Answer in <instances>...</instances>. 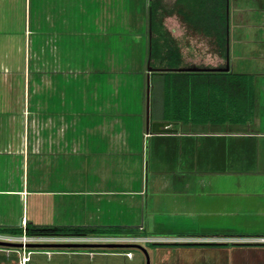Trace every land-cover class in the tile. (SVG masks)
Returning a JSON list of instances; mask_svg holds the SVG:
<instances>
[{"label": "crops", "instance_id": "crops-1", "mask_svg": "<svg viewBox=\"0 0 264 264\" xmlns=\"http://www.w3.org/2000/svg\"><path fill=\"white\" fill-rule=\"evenodd\" d=\"M42 1L46 2L42 11H50L51 15L48 18L44 12H41L40 35H91L93 46L103 48V51L112 50L113 47L106 38L109 40V34L119 31L114 29L115 26L120 25L113 24L111 12L112 2L116 0ZM146 1H140V13L134 14V17L139 19L138 28H142L140 32L142 50H148L151 35L161 48L158 49L161 52L150 58L148 54L146 58L142 56L136 71L130 67L129 59L126 62L129 63L127 68L120 69L119 72L115 71L117 72L115 75L111 69V59L82 58L79 62L81 69H77L75 76L78 77L74 80L79 82L81 79L87 82L91 73L104 72L106 77L102 80L111 85L113 76L119 75L120 79L122 73L134 70L137 72V80L141 82L140 122L126 121L121 116L123 113L118 104L122 98L119 97L118 92L115 94L113 90L112 96L108 93L103 101L95 103L99 93L89 87L86 90H67L63 95L55 90L60 100L59 106L55 109L48 108L49 106L46 105L48 102L45 99L46 102H43L40 98L44 108L41 111L42 117L46 119L50 115L53 116V123L42 122L34 127L32 124L26 125L27 130L32 129L36 133L30 132L29 136L23 139L26 140L23 146H20L18 134L19 138L15 135V126L0 121V153L17 156L18 161L22 160L24 169L21 185L20 180L15 184L12 182L6 167L1 169L8 184L0 185V225L23 226V221L25 223L26 220L38 224L117 223L135 226L136 230L140 231L151 230L155 225L153 223H156L157 214L168 217L163 215L168 213L175 219L203 218L208 221H199L197 224H206L203 229L208 232L184 234L180 230L167 229L164 233L153 235L219 237L218 240L190 241L199 244L174 247L175 250L178 248L173 251L174 257L164 259V262L161 251L155 264H264V241L250 240L254 236H264V15L263 17L260 15L257 19H243L242 14L238 12L233 16L236 20L235 24L244 30L230 39L227 38L230 30L228 31L226 27L225 39L229 44L225 46L219 42L216 30L199 29L174 10L159 14V10H162L159 0L153 18L158 19V26L164 28L165 35L166 33L169 35L171 39L169 46L178 50V56L175 58L174 54L167 55L163 52L168 50L169 46L164 39L160 40V31L158 32L154 25L150 29L149 6ZM258 1L260 0H256V4ZM256 7L264 14V4ZM248 8L252 7L248 6ZM242 9L245 8L236 6L237 11ZM117 14L116 18H119L122 14L121 10ZM99 15H104L105 18L103 28L97 27L98 20H103ZM226 22H228L227 16ZM25 23L28 25L26 29L32 31V19L20 13L18 24L23 26ZM153 28L156 30L153 31ZM209 36H212L213 48H209L205 40ZM57 43L62 44L59 40ZM162 55L167 56L163 61L160 60ZM169 60L174 62L170 64ZM55 61L58 65L59 60ZM164 61L166 63H160ZM226 64L227 70L217 69ZM143 66L146 68L144 69ZM189 67L197 69H187ZM50 70H52L51 76L57 79L60 77L59 68ZM164 71L230 72L231 74L224 76L226 79L213 74L211 78L215 77L218 85L224 90L238 91L236 95L243 98L245 110L248 109L249 115L245 120L237 121L226 118L213 121L193 118L181 120L164 118L157 109L156 117L150 116L149 113L150 120L171 121L170 126L175 128V131L147 130L145 128L146 78L149 75L150 87H153L151 80L160 81L163 76L161 72ZM237 74L244 76L238 77ZM183 78L190 83H198L199 89L204 88L205 95L208 94V87L206 88L204 83L206 79L208 80V75L205 73L187 74ZM122 80L126 79L122 78ZM224 80L229 83H223ZM188 85L192 86V84ZM53 92L42 91L41 96L49 97ZM183 92L186 96L190 94V89L187 90L184 86ZM76 97L84 101L79 105L74 101ZM187 98L189 105L195 99L193 96ZM90 99H93L91 104L94 109L96 108L97 114H101V119L99 118L100 120L95 123L74 121V116L77 117V114L84 110L87 103L91 102ZM193 103H196V99ZM223 103L225 106L229 103L236 105L234 101H230V98H222L220 106ZM4 108L0 106V114L6 112ZM33 109L35 107L33 108L30 103V110ZM66 115L69 117L66 118ZM62 116L66 118V125L63 124ZM17 126L20 129V123ZM69 129L72 130L71 140H66L65 132ZM97 129L106 138L107 145L104 149L87 144V135ZM134 129L140 138L137 144L131 138L134 134L131 130ZM73 132L76 134L74 135ZM17 141L19 145L15 147ZM165 143L170 146L167 148L168 144ZM30 158L35 160L34 163H40L39 166L45 168V174L39 181L30 180L28 171ZM51 164H54V167L50 166ZM1 166L3 164H0V168ZM128 167L137 171L140 167V176L136 175L139 183L137 187L131 186V182L136 178L128 176L129 174L126 173ZM50 168L60 170L59 178L52 177L54 185L49 182L51 173L52 175L54 173ZM64 168H66L65 173ZM122 172H125V176L121 175ZM118 177L123 183L112 186L111 178L116 181ZM148 208L151 210L150 217L144 215V211ZM68 209L73 212L67 216L70 219L55 220L58 219V211L64 213ZM76 212L80 213V218ZM190 222L195 225L194 221ZM196 229L201 231L202 227ZM205 242L225 244H202ZM3 250L7 249H0ZM178 256L181 258H177Z\"/></svg>", "mask_w": 264, "mask_h": 264}, {"label": "rangeland", "instance_id": "rangeland-1", "mask_svg": "<svg viewBox=\"0 0 264 264\" xmlns=\"http://www.w3.org/2000/svg\"><path fill=\"white\" fill-rule=\"evenodd\" d=\"M141 0H116L112 2V21L113 24L117 23L120 26H115V30H119L118 32H113L109 34V41L111 44L112 50L109 51L106 49L103 51V48H97L93 46V38L91 35L81 36V35H40L39 32V17L41 12H44L48 18H50V11L46 12L42 11L43 5H46L45 1L41 0H0V106L5 107L4 113L0 114V121L9 123L12 127L15 126V135L20 139V146L26 143V140L31 132V134L36 133L35 130H27L26 125L36 126L42 122L53 123L54 117L49 116L45 119L42 117L41 111L44 110L43 104L41 105V99L43 102H48L50 109H55L60 104L59 98L56 96L55 90L63 95L67 90H81L87 87L96 90L99 93L98 98L95 100V103L103 101L105 96L109 95L108 93L115 92L119 97L122 98V101H119V108L122 109V117L126 121L130 122H140V112L142 111V103L141 99V82L137 80V72L134 70H138L140 66V60L142 56L147 57L149 54L148 50H142L143 42L142 28H138V17L135 18V13H140L139 10ZM145 2V1H143ZM147 6H151V10L155 11L156 6L158 5L159 0H147ZM264 2L262 0L258 1L256 4V0H161L160 5L162 10H159V14H163V12L176 11L179 16H183L191 25H195L199 29H211L216 30L213 23L219 21L220 19H225V28L227 27L228 31L230 30V34H227V38L235 36V34L239 35L242 33L244 28L235 24L236 20L233 16L237 15L240 12L243 16V19H257L260 15L263 17V12L258 10L256 6L263 5ZM96 6V4H94ZM236 6L243 7L240 11L236 10ZM251 6L252 8H248ZM122 14L119 18H116L118 15L117 12L120 11ZM254 10V11H253ZM103 11V9H102ZM142 11V10H141ZM262 12V13H261ZM24 13L26 17L32 19V31H28L26 29L28 25L25 23L18 24L19 14ZM139 15V14H138ZM100 19L97 22V27H102L104 22V15H99ZM226 16L227 21L226 22ZM223 17V18H222ZM50 23V21H48ZM140 23V22H139ZM223 23V22H222ZM153 25L157 29V31L161 37L160 40L164 39L166 42V35L164 34V28L162 26H158V19L155 20L153 18ZM224 25V23H223ZM103 28V27H102ZM153 28V31L156 30ZM141 35V36H140ZM153 35H155L153 33ZM83 37V38H82ZM159 37V38H160ZM206 38V37H205ZM56 39V40H55ZM59 40L62 44L59 45L57 43ZM206 42H208L209 48H213V39L212 36L207 37ZM55 43V44H54ZM228 41L225 39V46L228 45ZM59 46V47H58ZM148 46L152 49V56L156 53L157 49H161L154 37H152V41L148 42ZM46 47V48H45ZM48 47V48H47ZM46 49H48L46 51ZM165 53V51H163ZM95 58L98 59H111L112 66L111 69L113 74L115 75L119 72L120 69H126L127 64H131L130 67L134 68L133 72L122 73L119 79V75L113 76L111 79V85L107 82L103 81L106 77L104 72L99 73H91L89 81L83 82L79 77V82L74 80L77 69H81L79 66V62L82 58ZM160 60H165L167 56L162 55ZM52 59V60H50ZM130 59L129 63H126L127 60ZM55 60H59L57 62ZM146 60V59H145ZM132 61V62H131ZM151 62V61H150ZM174 60H169L168 63L172 64ZM160 63H166L160 62ZM133 64H135L133 66ZM144 65V64H143ZM144 69L146 66H143ZM52 68H59L61 70L60 77L57 79L50 74L52 72ZM89 68V67H88ZM137 68V69H135ZM117 71V72H115ZM125 78L126 80H122ZM216 80V79H215ZM216 83L214 88L215 95L214 99L216 100L210 108L206 105V95L202 94V97L194 96L196 99V103H193L195 99L190 102L188 98L184 95L185 93L182 91L181 96L175 97L173 96V100L168 106L162 105L161 99V107L159 108L160 114L167 116L169 118L180 117V118H201L202 116L206 118H232L239 117L240 115L243 117L245 113V103L243 98L236 95L235 92L230 97L225 94V90ZM221 84V83H220ZM87 85V86H86ZM201 89H197L195 87L190 88V91L198 94ZM42 91H54L49 97H42ZM113 94H111L112 96ZM226 95V96H225ZM37 96V98H36ZM39 96V97H38ZM206 96V97H205ZM79 97V96H78ZM76 97L74 101L79 105L84 101L82 98ZM212 98V99H213ZM230 98V101H234L236 105L232 104L229 106H225L224 104L220 106L221 99ZM46 101H45V100ZM107 99H109L107 97ZM187 99V100H186ZM66 100V99H65ZM90 103L86 105L83 111L77 114V117L74 116V121L78 123H95L100 120L101 114H97V111L92 106L93 99H90ZM155 98L151 100V87L149 93V113L150 116L153 112L157 111L158 108L155 107ZM219 102V103H218ZM30 103H32L33 108L30 110ZM215 104V105H214ZM45 105V104H44ZM47 107V106H46ZM195 107V108H194ZM194 108V109H193ZM220 110V111H219ZM125 111V112H123ZM216 111V113H215ZM92 112V113H91ZM129 112V114H126ZM224 112V113H223ZM209 114V115H208ZM223 114L225 116H223ZM249 114V112H248ZM142 116V115H141ZM63 117V116H62ZM69 115H66L68 118ZM61 118V116H60ZM66 118L63 117V124L66 125ZM72 118V116H71ZM100 118V119H99ZM70 120V119H69ZM20 123V129L17 126ZM18 127V128H17ZM46 131V130H45ZM133 131L132 139L134 143L139 142L140 138L136 132V129ZM72 130H66L65 139L71 140ZM75 135L76 133L73 132ZM22 139V141H21ZM86 140H88L87 144L90 143V146L95 145L100 149H104L107 145L106 138L101 135L100 130H95L87 135ZM166 145L168 143H165ZM15 144V147H18ZM146 145V140H145ZM138 148L139 146L136 145ZM170 145H167V148ZM146 147V146H145ZM147 152V151H146ZM19 158L17 156H13L12 154L0 153V185L4 186L8 183L5 181V176L3 175L4 171L1 169L6 167L8 172L12 177V182L18 183L20 180V185L23 182V165L22 160L18 161ZM35 160L30 158L28 161V171L29 177L32 182L35 180L39 181L40 177L45 174L44 166H39L40 163H34ZM50 166L54 167V164ZM60 168V167H59ZM59 168L56 169L50 168L53 173L50 175V183L52 185L55 184L54 178H59ZM64 168V173H65ZM126 173L128 176L135 177L131 186L137 187L138 181L136 175L140 176L141 170L140 167L138 171L132 167H128L126 169ZM8 175V176H9ZM119 175V174H118ZM123 176H125V172H122ZM19 176V177H18ZM146 178L145 168H144V179ZM125 179V178H124ZM126 181V179H125ZM49 183V184H50ZM110 183L112 186H119L123 183L120 181V177L116 179L111 178ZM130 183V184H131ZM50 184V185H51ZM145 186V183H144ZM150 196V193L149 195ZM150 198V197H149ZM150 208L144 211V215L150 217ZM198 213V212H197ZM196 216L199 217V213ZM58 216L55 220L62 219H70L67 217L73 212L65 211L64 213L58 211ZM79 217V212H76ZM168 217H164L161 214H157L155 216L156 223L151 230H140L137 231L139 234H158L164 233V230L176 229L180 230L184 234H189L193 232H197L195 234H202L201 232H208V230H204L206 224H197L199 221H208L206 219L200 218L199 220H192V218H177L169 216L168 213H163ZM194 216V217H196ZM40 218V217H39ZM80 218V217H79ZM164 218V219H163ZM169 219H171L169 221ZM39 220V219H37ZM153 221V219H152ZM151 221V222H152ZM190 221H194L193 225ZM118 222V221H117ZM117 224V223H113ZM194 227V228H193ZM201 228V231H197L196 228ZM155 228V229H153ZM163 228V229H161ZM195 229V231H194ZM183 230V231H182ZM168 232V231H166ZM177 234V233H176ZM256 237V236H254ZM143 247L146 248L150 264L156 263V258L159 257L158 253L162 251L161 257L164 259H169V257L173 256V251H176L177 244H159L153 243L149 241L138 242ZM170 243V242H169ZM8 249L0 251V264H145L146 257L144 251L138 246H130V247H106V246H96V247H70V248H53V247H31L33 250L31 252H27V249L20 248L18 251H14L13 247L6 246ZM30 248V247H29ZM47 250V251H46ZM130 250L132 255L130 257L125 255V251ZM23 255L29 256L28 260L23 263L22 257ZM174 257V256H173ZM177 258H181L178 256ZM175 259V258H174ZM160 260V259H159ZM161 261V260H160ZM168 262V261H166Z\"/></svg>", "mask_w": 264, "mask_h": 264}, {"label": "trees", "instance_id": "trees-1", "mask_svg": "<svg viewBox=\"0 0 264 264\" xmlns=\"http://www.w3.org/2000/svg\"><path fill=\"white\" fill-rule=\"evenodd\" d=\"M153 15L154 11L151 10V6L149 8V26L150 29H152L153 25ZM223 18V17H222ZM220 19L217 22H214L213 25L217 31V36L219 39V42L222 45H225V19ZM224 25H223V23ZM149 41H152V36L150 35ZM171 39L169 38V35L166 33V43L168 46L170 45ZM149 47V58L152 57V49ZM161 51L157 49L156 53L154 55H157ZM167 55L174 54L175 58L178 56V50L169 46V49L165 51ZM163 74L162 78L160 81L151 80V84L153 87H151V100L155 98V107L159 108L161 107V99L163 104L162 105H167L172 102L171 97H180L183 91V87L186 86V89L189 90L191 87H189L188 84H192V87H195L199 89L198 83L192 82L190 83L189 80L183 78L184 75L187 74H206L208 75V80L204 82L206 84V88L208 87V94H206V105L210 108V106L216 102V100L213 98L215 95L214 87L215 84L217 83L214 78H211V75H220L221 77L231 74L228 71H164L161 72ZM175 75V76H174ZM236 76L238 77H243L244 75L242 74H237ZM216 79V78H215ZM222 79H226L225 77ZM229 83L228 81H223V83ZM247 85L249 84L246 83ZM246 85V86H247ZM203 86V85H202ZM203 88V87H202ZM205 88V89H206ZM225 94L230 97L233 94L232 89H226ZM238 92V91H237ZM235 91V93H237ZM202 94H205L204 88L198 91V94L193 93L190 91V94H186L187 97L191 96H199L202 97ZM225 95V96H226ZM213 98V99H212ZM219 103V102H218ZM224 104V103H223ZM215 105V104H214ZM231 105L230 103L228 106ZM195 108V107H194ZM193 108V109H194ZM220 111V110H219ZM248 109L245 110V113L243 117L240 115L239 117H232L229 119H234V120H245L246 116L248 114ZM216 113V111H215ZM224 113V112H223ZM155 114H151L152 117H156ZM209 115V114H208ZM223 116H225L223 114ZM162 117L164 118H169L167 116H164L162 114ZM177 119L181 120H187L190 119L188 117L186 118H180V117H174ZM225 118V117H224ZM221 118V119H224ZM243 118V119H242ZM192 119V118H191ZM197 120H202V121H213V120H219L214 118H204L203 116L201 118H197ZM0 233H5V234H21L25 233L27 235H33V234H60V235H136L137 230L135 226H130V225H123V224H71V223H66V224H38L34 223L30 220H26L24 226L21 225H0ZM155 244V242H153ZM163 243V242H161ZM262 243V242H261ZM166 244H177V245H190V244H199V242H172V243H166ZM202 244H225V243H216V242H205ZM27 250H33L32 248H26Z\"/></svg>", "mask_w": 264, "mask_h": 264}, {"label": "built area", "instance_id": "built-area-1", "mask_svg": "<svg viewBox=\"0 0 264 264\" xmlns=\"http://www.w3.org/2000/svg\"><path fill=\"white\" fill-rule=\"evenodd\" d=\"M23 221V226H24ZM219 237H204V236H166V235H60V234H5L0 233L1 240L17 241V242H177V241H205V240H218ZM243 240V239H242ZM253 241H264V236L251 237ZM20 248L26 249L29 247H13L14 251ZM31 248V247H30ZM64 248V247H53ZM69 248V247H66ZM0 249H8L6 246L0 245ZM32 250H27L31 252ZM47 251V250H46ZM126 256L130 257L132 252L127 250L124 252ZM29 256L23 255V263L28 260Z\"/></svg>", "mask_w": 264, "mask_h": 264}, {"label": "water", "instance_id": "water-1", "mask_svg": "<svg viewBox=\"0 0 264 264\" xmlns=\"http://www.w3.org/2000/svg\"><path fill=\"white\" fill-rule=\"evenodd\" d=\"M150 69V68H149ZM187 69H197L195 67H189ZM216 69V68H213ZM219 70H227L228 65L224 67H218ZM149 93H150V82L149 75L146 78V88H145V128L153 132L160 131H175V128L171 127V121L167 120H150L149 116ZM20 224V223H19ZM0 245L10 246V247H96V246H106V247H130L138 246L140 247L146 257V263L150 264L149 255L145 247L139 243L134 242H17V241H8L1 240Z\"/></svg>", "mask_w": 264, "mask_h": 264}, {"label": "flooded vegetation", "instance_id": "flooded-vegetation-1", "mask_svg": "<svg viewBox=\"0 0 264 264\" xmlns=\"http://www.w3.org/2000/svg\"><path fill=\"white\" fill-rule=\"evenodd\" d=\"M165 243H167V242H165Z\"/></svg>", "mask_w": 264, "mask_h": 264}]
</instances>
